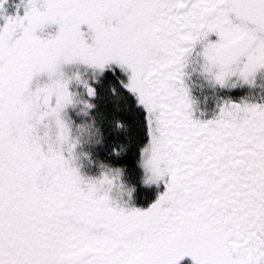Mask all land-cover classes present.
I'll return each mask as SVG.
<instances>
[{
	"label": "snow or ice",
	"instance_id": "snow-or-ice-1",
	"mask_svg": "<svg viewBox=\"0 0 264 264\" xmlns=\"http://www.w3.org/2000/svg\"><path fill=\"white\" fill-rule=\"evenodd\" d=\"M7 3L0 264H264V0H20L11 16ZM102 91L138 110L134 166L163 185L146 209L129 206L126 164L82 174L85 146L128 128Z\"/></svg>",
	"mask_w": 264,
	"mask_h": 264
},
{
	"label": "trees",
	"instance_id": "trees-1",
	"mask_svg": "<svg viewBox=\"0 0 264 264\" xmlns=\"http://www.w3.org/2000/svg\"><path fill=\"white\" fill-rule=\"evenodd\" d=\"M101 95L103 96V99L100 101L101 109L103 110L104 105L107 103L108 110L112 111L113 106L116 104H119L121 107V111L117 113L118 118L125 123L128 128L126 132H120V133H113L112 135L108 136V139L105 143L104 147L97 146L96 148H90L88 146H85L84 151L88 152L90 154V158L93 161L92 164H95L99 166V163H105L108 164L110 167H115L117 163L119 164H126L128 167L125 171V174L123 176V179L126 183H129L131 187H135L134 192V199L138 201L140 199L139 197V187L142 183V171L134 166V160H133V153L136 151L135 148V141L136 137L139 135L138 130V124H137V116H138V110L133 108L134 101L131 97L127 96L125 94V98L121 100H117L114 97H111L106 91H102ZM125 105H127V110H123ZM104 131L107 133L108 126L105 124ZM118 137L119 141L126 142L125 137H128L132 141V148L129 151L128 155L125 156L122 160L119 162L115 161L114 158L110 157L108 154L111 152L112 147L115 146L113 144V138ZM145 195V199H146ZM139 203V202H138ZM184 264H191L190 260H186Z\"/></svg>",
	"mask_w": 264,
	"mask_h": 264
},
{
	"label": "rangeland",
	"instance_id": "rangeland-1",
	"mask_svg": "<svg viewBox=\"0 0 264 264\" xmlns=\"http://www.w3.org/2000/svg\"><path fill=\"white\" fill-rule=\"evenodd\" d=\"M20 0H8V3L5 5V9H6V15H15L16 14V5L19 4ZM21 14H22V9H21ZM3 21L0 20V24H2ZM54 28L53 29H50L49 31H53L54 32ZM66 71H75V68H68V69H65ZM46 78L42 77L41 80H45ZM193 80H196L195 77L192 78ZM192 96H195V100L197 101V103H199V99L200 97L202 96L201 94L197 93L196 92V88L194 86V88H192ZM194 98V97H193ZM139 114V113H137ZM197 115H199V113H197ZM82 171V174L87 176V177H93V178H96L99 176L100 174V168L99 166L95 165V164H88L87 162H84V166L82 167L81 169ZM122 181L123 183L127 186V187H131L129 186L130 184L129 183H126L122 177ZM141 186L139 187V192L141 193H146V199L145 200H150L149 199V195H152V196H155V199L157 198L158 196V193L159 191H162L163 190V185L160 186V188H157L156 185H151V186H145L143 185V183L140 184ZM137 190V189H136ZM135 190V191H136ZM113 197L115 199H117L118 201L123 199L125 202H128V198L127 196H123L121 197L118 193L116 192H113L112 193ZM155 201V200H154ZM153 201V202H154ZM152 202V203H153ZM129 203V206L131 207H138V201H136L134 199V193H133V197H132V200ZM146 209V208H145Z\"/></svg>",
	"mask_w": 264,
	"mask_h": 264
},
{
	"label": "flooded vegetation",
	"instance_id": "flooded-vegetation-1",
	"mask_svg": "<svg viewBox=\"0 0 264 264\" xmlns=\"http://www.w3.org/2000/svg\"><path fill=\"white\" fill-rule=\"evenodd\" d=\"M196 88V92L201 94L202 96L200 97L199 99V103H198V106L200 108V111L204 112L205 113V118H211L212 117V112H213V109H214V101L209 98L208 100H205V96H211V92L210 90L208 89H201V87L199 86V83L196 82V80H193L192 79V88ZM194 99L195 96H193ZM139 197L140 199H138V207L137 208H140V209H145L147 207H149L151 205V203L155 200V196H152V195H149V201L148 200H145V195L146 193H141L139 192Z\"/></svg>",
	"mask_w": 264,
	"mask_h": 264
}]
</instances>
